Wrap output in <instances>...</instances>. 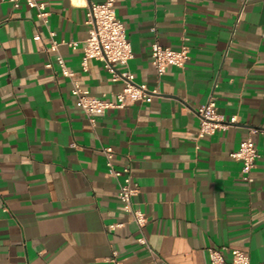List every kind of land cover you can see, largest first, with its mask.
<instances>
[{"label":"crops","instance_id":"1","mask_svg":"<svg viewBox=\"0 0 264 264\" xmlns=\"http://www.w3.org/2000/svg\"><path fill=\"white\" fill-rule=\"evenodd\" d=\"M44 1L48 24L25 2L0 0V264H152L105 146L117 169L131 168L144 233L166 264H211V247L264 264V134L251 132L264 129V0H115L133 49L128 69L158 94L95 123L57 57L83 89L116 101L124 82L99 60L83 66L88 8L106 0ZM156 40L188 47L186 66L159 78ZM211 96L238 122L200 137L197 110ZM249 136L260 154L252 181L231 156Z\"/></svg>","mask_w":264,"mask_h":264},{"label":"built area","instance_id":"2","mask_svg":"<svg viewBox=\"0 0 264 264\" xmlns=\"http://www.w3.org/2000/svg\"><path fill=\"white\" fill-rule=\"evenodd\" d=\"M10 1L15 8L19 7L21 2H25L29 7L36 10L38 17L45 24H48L50 12L44 0ZM86 23L89 25V35L84 42L83 66L87 67L90 59L99 60L104 63L113 81L122 80L124 82L122 91L116 95V101L95 97L80 86L74 79V73L67 68L64 58L58 55L57 62L61 72L72 80V94L77 98L78 106L82 108L89 120L95 123L97 118L103 116L108 110L124 108L138 102H150L158 94V90L151 91L146 84L136 83L135 75L128 69L129 63L134 56L133 49L131 42L127 38L125 26L118 19L115 0L92 3L88 8ZM50 35L52 43L48 50L57 51L59 43L54 39L55 32L50 31ZM34 39L39 40L41 36L36 34ZM67 44L73 49L78 46L77 42H69ZM151 56L152 63L160 78L170 66L184 68L190 59V51L186 46L175 50L171 47L163 46L156 40L151 46ZM117 65H123L127 69L119 71L116 67ZM47 67H52V64H47ZM197 115L200 119V137L213 135L217 131H226L238 122L237 116L227 117L218 111L216 99L213 96L198 108ZM251 132L264 134V129L254 128ZM102 151L106 157L109 173L119 181V199L123 203L124 210L132 216L133 221L138 226V243L147 246L152 254V264H166L152 249L144 233L148 218L142 210L134 205L133 198L138 193V186L133 182L131 168L129 166H124L121 169L115 167L113 162L115 151L112 147L105 146ZM231 156L242 162V172L245 179L252 181V172L256 168L257 160L260 157L252 137L249 136L242 141L239 149L232 152ZM119 226H122V224H112L110 229L114 230ZM227 249L226 247L209 248L211 264H251L250 257L245 251ZM226 251L230 253V259L226 258ZM117 264L120 263L117 262Z\"/></svg>","mask_w":264,"mask_h":264}]
</instances>
